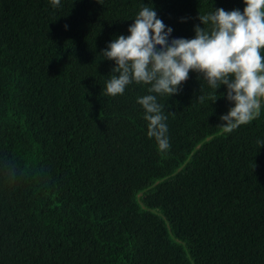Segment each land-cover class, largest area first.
<instances>
[{"label":"trees","instance_id":"obj_1","mask_svg":"<svg viewBox=\"0 0 264 264\" xmlns=\"http://www.w3.org/2000/svg\"><path fill=\"white\" fill-rule=\"evenodd\" d=\"M144 3L187 38L199 13L245 7L0 0V264H264V107L227 132L226 86L212 102L190 70L159 98L161 152L137 103L148 86L104 90L114 61L100 52Z\"/></svg>","mask_w":264,"mask_h":264},{"label":"clouds","instance_id":"obj_2","mask_svg":"<svg viewBox=\"0 0 264 264\" xmlns=\"http://www.w3.org/2000/svg\"><path fill=\"white\" fill-rule=\"evenodd\" d=\"M52 2L60 5V0ZM243 3V10L215 7L199 13L202 26H194L191 38L174 37V29L158 16L152 3H144L132 18L128 34L116 36L101 50L103 59L114 61L104 89L107 94L122 95L133 82L148 86L137 103L144 109L147 135L155 139L159 151L171 148L166 105L159 98L179 93L190 70L213 90L212 102L218 97L217 89L226 86V93L219 94L226 95L232 105L220 115L225 131L260 115L264 107V0ZM257 143L264 146V139Z\"/></svg>","mask_w":264,"mask_h":264}]
</instances>
